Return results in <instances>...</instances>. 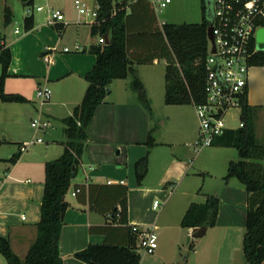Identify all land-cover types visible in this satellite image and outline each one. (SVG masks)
Returning <instances> with one entry per match:
<instances>
[{
    "label": "crops",
    "instance_id": "1",
    "mask_svg": "<svg viewBox=\"0 0 264 264\" xmlns=\"http://www.w3.org/2000/svg\"><path fill=\"white\" fill-rule=\"evenodd\" d=\"M28 1L32 2L31 6L25 7L20 2L22 4L20 9L18 0H0V44L9 49L11 55L4 89L6 93L17 94L26 99L23 103L0 101V236L9 240L12 251L21 260L25 259L37 238L36 226L40 221L45 163L62 154L65 142L64 139L57 145L46 143L44 147H41L43 143H39L40 147L30 149L28 147L26 151L21 152L20 148L25 142L22 139L23 128L27 126L33 130L30 127L33 113L31 107L34 108L38 102L35 93L39 86L49 87L50 109L46 116L63 123V120L71 115L73 107L83 98L87 88L84 76L96 63V56L90 52V47L98 44V36L91 35V27L85 29L81 23L77 24L76 16L68 7L60 9L69 22L60 34L58 28L61 25H49L44 10L34 11L35 0ZM42 1L44 5L39 4L37 7L44 8L55 0ZM149 7L151 8L150 5ZM6 8L11 13L8 24H5L4 19ZM29 15L33 16L34 24L32 29L26 30L24 18ZM75 45H79L82 50L67 53L62 51L64 47L72 49ZM45 55L50 56L52 63L43 60ZM156 63L160 62L155 60L148 66ZM135 71L143 81L151 113H148L140 102L138 93L129 89L125 79L113 81L110 95L96 108L86 129L84 154L72 180V187L66 195L68 208L58 244L63 264H85L76 259L74 254L90 244H101L106 241L118 245L126 243L134 225L141 229L155 226L156 231L161 228L160 230H167L173 235L175 232L179 237L186 235L192 237V229H184L180 225L187 208L196 203L188 200L194 192L189 188L187 181L189 165L176 157L174 144L165 139L151 137L153 143L148 146L149 134L157 131L158 136H161L171 116L174 117V109L169 110V107L174 105L165 104L166 109L163 112L165 115L158 113L155 107L159 101V94H156L155 99L153 87L147 86L140 72L136 68ZM1 72L0 65V75ZM246 98L248 105L253 108L254 132L256 141L259 142V135L264 134V66H251L249 69ZM42 107L38 111L40 116L43 115ZM198 128L197 123V137ZM196 136L187 142L186 147L191 148ZM211 147L226 148L213 145ZM161 148L169 151L164 153ZM17 152L21 153L20 158L14 164L9 163L8 160ZM146 157L147 173L138 184L135 164ZM161 160L162 169L156 175V168ZM153 174L154 182L149 179ZM231 182L233 179L225 181L218 198L219 202L227 198L230 206L236 204L241 206L242 189L239 191L233 189ZM91 186L95 200L104 190L114 192L126 187V224L110 223L113 209L110 208L108 212L103 213L96 206H92L88 195ZM79 187H82V192L72 196L71 193ZM168 188L172 190L167 191ZM174 190L179 193L175 202L172 199ZM157 196H160L164 203L162 207L159 204L155 210L151 200ZM207 197L208 195L205 196V200ZM110 198L114 201L111 195ZM164 215L169 220L165 219V223L161 221L159 226L158 223ZM177 217L179 218L174 225ZM237 227L236 223H225L221 227L222 230L213 231V241L205 243L209 246L206 263H235L239 252L242 251V237L239 239L235 233L233 236L232 230ZM210 230H217L216 226L208 227L202 237ZM151 255L154 256L150 264H168L162 253L154 252ZM0 264H7L1 254Z\"/></svg>",
    "mask_w": 264,
    "mask_h": 264
},
{
    "label": "trees",
    "instance_id": "2",
    "mask_svg": "<svg viewBox=\"0 0 264 264\" xmlns=\"http://www.w3.org/2000/svg\"><path fill=\"white\" fill-rule=\"evenodd\" d=\"M25 7L32 2L21 0ZM100 6V17L106 21L98 26H91V35L108 34V43L95 44L90 52L96 56V63L85 76L87 88L81 102L74 106L71 115L63 120L64 149L62 154L45 163L44 193L40 208V221L37 224V238L30 247L24 260L11 249L7 238L0 236V254L7 264H63L59 255L58 244L64 215L68 208L66 195L72 187V180L80 165L86 148V129L93 118L96 108L105 102L111 93V84L115 80L125 79L129 73L133 79L130 88L146 110L151 113L150 101L145 96L144 87L139 80L135 65H151L155 60L165 64L166 105H193L205 99V60L209 54L207 38L208 21L204 12V0H201L202 20L194 24H160L149 5L136 2L128 8L113 0H95ZM117 13L110 17L111 10ZM129 11V12H128ZM5 24L11 20L8 8L4 14ZM32 15L24 18L26 30L33 28ZM254 41H252V45ZM11 55L0 44V101L5 103H23L26 99L17 94L6 93L5 80ZM250 66H264V50L256 51L249 59ZM241 119L244 126L228 130L217 137L213 146L234 148L237 161H230L225 181L235 178L244 186L247 194L245 232L242 241L244 264H264V145L256 141L254 132V112L243 101ZM149 134L148 146L152 144ZM211 145V146H212ZM17 152L8 160L14 164L20 158ZM147 157L135 164L138 184L147 173ZM80 192H82V187ZM105 189V187L100 186ZM93 187L88 195L92 206L106 213L111 209L112 224L127 223V189L121 187L114 192L105 191L93 199ZM107 190V188H106ZM78 193V194H79ZM113 197L114 201L110 198ZM219 199L208 196L203 203H192L181 220L184 229L212 227L218 215ZM138 234L132 231L124 244H90L74 254L85 264H140L141 255L137 248ZM178 264V263H176Z\"/></svg>",
    "mask_w": 264,
    "mask_h": 264
},
{
    "label": "built area",
    "instance_id": "3",
    "mask_svg": "<svg viewBox=\"0 0 264 264\" xmlns=\"http://www.w3.org/2000/svg\"><path fill=\"white\" fill-rule=\"evenodd\" d=\"M136 2L149 4L157 17L168 7L171 0H113V4L124 3L126 8ZM73 8L77 14V24L86 23L91 27L106 21V17H100V6L97 3L89 4L75 0ZM36 10H44L49 25L60 24L58 28L60 34L69 25L59 9L46 5L44 8L37 7ZM204 12L207 15L208 27H212L213 43L209 41V54L205 60V99L202 103H193L199 126L198 138L191 145L195 153L211 146L214 140L226 131L244 126L241 114L251 68L249 59L258 51L255 33L264 27V0H206ZM116 13L114 7L110 17ZM106 36L108 37V34L99 35L98 44H105ZM81 50L79 45L72 49L69 47L62 49L64 53ZM43 60L52 63L49 55H45ZM50 96L51 90L47 85L38 87L36 97L40 107L48 102ZM234 110L238 111L237 115L231 117L230 112ZM233 122L238 123L231 126ZM30 127L37 132L45 131L52 125L49 120L42 119L39 115L31 120ZM34 143H42V140L36 138L34 141L24 142L20 148L21 152L26 151ZM79 192L80 189L77 188L71 194L75 196ZM152 206L156 210L159 206L158 201L154 200ZM132 231L138 234L137 248L143 250L145 254H154L157 249L156 227L141 229L134 225Z\"/></svg>",
    "mask_w": 264,
    "mask_h": 264
},
{
    "label": "rangeland",
    "instance_id": "4",
    "mask_svg": "<svg viewBox=\"0 0 264 264\" xmlns=\"http://www.w3.org/2000/svg\"><path fill=\"white\" fill-rule=\"evenodd\" d=\"M19 4L18 7L22 8L21 0H18ZM75 0H55L50 3V6L54 7L55 9H61L62 7H68L69 11L76 16L77 21V14L73 8V3ZM89 4H93L94 0H81ZM34 11H36L37 5L41 4L44 5L42 0H35L34 3ZM32 10V9H29ZM27 11V8H26ZM36 13V12H35ZM206 15V13H205ZM158 17V19H157ZM156 19L159 23H173V24H194L200 23L202 20V13H201V0H171V3L168 7L158 16ZM21 25V24H20ZM19 25V26H20ZM82 27L87 29L89 27L86 23H81ZM258 49V45L256 44ZM136 70H138L141 74L143 80H145L147 86H151L154 89L155 99L156 94H159V101L156 104V111L160 114H164L165 103H164V94H165V64L160 61V63H156L152 66H140L135 65ZM138 74V73H137ZM139 80L140 79L138 76ZM133 79L131 73L127 75L125 78V82L128 83V87L130 88V83ZM144 87V85H143ZM145 90V87L144 89ZM133 91V90H132ZM146 96V95H145ZM154 96V95H153ZM35 98L36 93H35ZM49 102H46L42 107V119L49 120L52 127L46 129L45 131H37L31 130L29 127L25 126L23 128L22 139L25 142L34 141L36 138H40L42 140V145L39 143H34L29 146L31 147H44L46 143L48 145H57L59 142L65 139L63 128L64 125L60 120L57 119H50L46 116L49 113L50 107H48ZM32 115L31 119H35L39 116L38 111L40 110V105L37 102L34 108H32ZM170 109H174V117L171 116L169 123L165 129L162 130L161 136H158V132L154 131L152 134L150 133L151 137L154 138H162V140H167L171 144H174V154L177 158L184 160L185 163L189 165V178H188V185L189 188L194 191L188 200L191 202L196 203H203L205 202V196H219L222 193V189L225 184L224 177L227 173V167L229 160L237 161L238 154L236 149L234 148H216V147H205L200 152L195 153L193 148L186 147V144L189 140H191L197 134V118L195 115V109L193 105L189 106H178L174 105L173 107H169ZM168 110V109H167ZM179 111H182L180 113ZM238 111L234 110L231 111V117L237 115ZM149 113V112H148ZM263 114V113H262ZM264 115V114H263ZM263 120V117H262ZM30 119L28 118V122ZM262 122V121H261ZM238 122L231 123V126H236ZM28 125V123H27ZM196 138H198L196 136ZM195 138V140H197ZM259 144L264 143V134L259 135ZM195 140L193 142H195ZM192 142V141H191ZM153 143V142H152ZM164 153H166L165 148H161ZM161 163L157 165V173L162 169V160ZM152 181L154 180V174L150 176ZM233 182H231V186L233 189L239 191L242 189L243 198L241 206L236 205H229V201L227 198L222 199V202L218 204V215L216 218L215 226L217 230H210L207 232L206 236L202 238H193L191 237L188 241V235L179 237L175 232L174 235L172 232L167 230H159L157 229V249L155 253H162L166 262L168 264H209L206 263L205 259L207 258V253L209 252V246L205 243L207 241H213L214 232L222 230V226L225 223H236L238 227L233 229V236L234 233L237 234V237L240 239L245 232V219H246V191L243 188L244 186L240 184L235 178ZM150 180V181H151ZM151 181V182H152ZM142 182V181H141ZM154 182V181H153ZM175 183V182H174ZM183 185V184H182ZM175 186V184H174ZM171 188H168L167 191H171ZM179 197V193L174 190L173 198L174 202L177 200L176 198ZM238 199V197H237ZM154 200H157L158 203L163 205L164 201L160 196H157L151 200V205L153 204ZM179 217H177L174 221V225L176 224ZM165 219L169 220L166 215H164L161 220L159 221V226H161V221L165 223ZM242 224V225H241ZM175 231V230H174ZM174 238V239H173ZM210 242V243H211ZM191 243V245H190ZM192 245L195 247L192 248ZM239 247V246H238ZM139 253L141 255V264H150L152 262V257L154 255H148L143 252V250L139 249ZM184 257H187L185 260ZM221 264V263H219ZM233 264H244L243 252H239L235 263Z\"/></svg>",
    "mask_w": 264,
    "mask_h": 264
},
{
    "label": "water",
    "instance_id": "5",
    "mask_svg": "<svg viewBox=\"0 0 264 264\" xmlns=\"http://www.w3.org/2000/svg\"><path fill=\"white\" fill-rule=\"evenodd\" d=\"M105 38H106V43H108V37L106 36ZM207 38L211 43H213L212 27H208V29H207ZM255 41L258 45V49L263 51L264 50V27H262L256 31ZM212 51H214V48L212 49ZM206 229H207L206 226H203L200 228H193L191 236L193 238H200L204 235ZM189 239H190V237H188V240Z\"/></svg>",
    "mask_w": 264,
    "mask_h": 264
},
{
    "label": "flooded vegetation",
    "instance_id": "6",
    "mask_svg": "<svg viewBox=\"0 0 264 264\" xmlns=\"http://www.w3.org/2000/svg\"><path fill=\"white\" fill-rule=\"evenodd\" d=\"M204 1H206V0H204Z\"/></svg>",
    "mask_w": 264,
    "mask_h": 264
}]
</instances>
